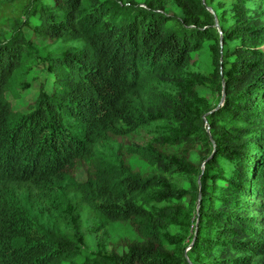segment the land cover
Segmentation results:
<instances>
[{
	"label": "trees",
	"instance_id": "1",
	"mask_svg": "<svg viewBox=\"0 0 264 264\" xmlns=\"http://www.w3.org/2000/svg\"><path fill=\"white\" fill-rule=\"evenodd\" d=\"M140 1L27 0L45 54L18 29L0 40V264L264 258V0ZM39 57L51 85L15 110L6 92L17 95ZM204 81L224 91L221 104L197 94ZM144 131L150 140L129 147L154 171L138 174L113 143ZM179 143L197 146L200 163L164 149ZM72 201L70 219L80 226L86 211L90 233L129 221L140 241L87 251L56 218Z\"/></svg>",
	"mask_w": 264,
	"mask_h": 264
},
{
	"label": "rangeland",
	"instance_id": "2",
	"mask_svg": "<svg viewBox=\"0 0 264 264\" xmlns=\"http://www.w3.org/2000/svg\"><path fill=\"white\" fill-rule=\"evenodd\" d=\"M26 5L27 0L0 2V40L8 39V37L18 29L24 35L25 39L33 40L35 48L44 55L46 51L45 45H47L50 40L48 38L35 36L32 29L26 25ZM169 10L171 14L178 13L179 11L176 7L174 8L172 6L169 7ZM205 56H208V54L206 53ZM28 67L27 75L24 79L26 85L18 88L17 95H13L11 91L6 92V96L9 99L12 108L21 112H27L30 110L40 89H49L53 76L49 72L46 62L41 57H39L35 63H31ZM196 69H198L199 72L206 74L208 77L211 76L208 74V70L204 68V62H199ZM195 90L200 97L207 100L210 104L214 105L217 102H219V104L222 103L221 98L219 97L221 92L219 93L217 90H212L211 86L206 81L202 84H196ZM149 140L150 134L146 131L141 134L133 133L115 137L113 150L124 158L132 171L137 172L138 174H146L154 171V169L143 158L137 155L135 149L129 147V145L132 143H146ZM164 149L178 156H185L187 160L195 165L199 164L201 161L199 148L197 146L189 147L183 143H179L167 145ZM89 169L90 167L87 163H79L74 170L75 180L84 182L88 176ZM68 204L69 205L61 204L62 211L57 214L56 218L63 221L70 220L72 228L76 227L81 230L82 244L86 247L87 251H94L100 245L101 247L111 249L121 254L126 252L128 246L132 242L140 241V237L129 221H111L108 223L106 231H104L102 227H97L94 232L90 233V227L93 225L94 220L88 216L86 211H82V218L80 219L81 225L79 226L77 224L79 221L74 222L73 219H70V212L73 208H77V206L73 201L71 203L68 202ZM250 212L257 213L253 208L250 209ZM189 242L190 237L188 233L184 240V244H188ZM254 261L255 259L252 264H255ZM257 263L264 264V258L258 259Z\"/></svg>",
	"mask_w": 264,
	"mask_h": 264
},
{
	"label": "water",
	"instance_id": "3",
	"mask_svg": "<svg viewBox=\"0 0 264 264\" xmlns=\"http://www.w3.org/2000/svg\"><path fill=\"white\" fill-rule=\"evenodd\" d=\"M217 24V23H216ZM224 97V91L222 90V96H221V101L223 100ZM198 208V207H197Z\"/></svg>",
	"mask_w": 264,
	"mask_h": 264
}]
</instances>
